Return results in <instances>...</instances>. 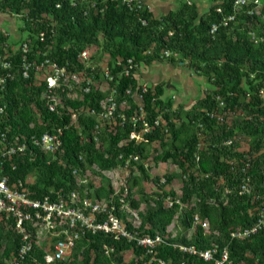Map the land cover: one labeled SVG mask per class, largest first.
Segmentation results:
<instances>
[{
    "label": "trees",
    "instance_id": "obj_1",
    "mask_svg": "<svg viewBox=\"0 0 264 264\" xmlns=\"http://www.w3.org/2000/svg\"><path fill=\"white\" fill-rule=\"evenodd\" d=\"M208 1L204 13L187 2L157 18L147 6L130 10L122 0H0V18L17 15L23 36L13 43L0 29V57L11 64L8 70L0 68V77L7 76L0 89V148L27 144L25 152L3 162L1 175L10 186L21 181L33 200L73 192L82 200H105L117 208L126 188L125 203L137 212L139 226L134 229L124 211L115 214L137 236L162 238L147 254L126 239L86 234L74 243L67 262L52 264H214L176 245L216 248L219 253L226 248L231 264H264V230L246 239L231 237L253 225L264 198V0H245L240 7L236 0ZM213 24L222 25L211 35ZM24 44L28 63L48 59L78 74L82 87L89 78L90 92L81 91L80 85L69 92L64 85V91L49 94L44 76L31 71L28 79L22 78ZM83 50L91 54L86 62L80 59ZM128 60L133 69L125 75ZM153 63L182 64L210 88L187 104L164 100L159 85H143V92L136 74L140 66ZM111 95L118 109L113 120L105 121L97 115L99 104ZM51 96L58 102L54 112L46 107ZM135 113L143 116L137 123L131 120ZM144 123L150 131L140 142L131 140ZM57 131V153L31 144V136ZM129 156L139 159L125 169ZM147 161L154 166L169 163L176 170L151 178ZM117 170L127 173L125 187L104 176ZM87 174L105 181V189L88 182ZM174 181L180 182V194L172 188ZM144 184L152 186L150 194L144 193ZM243 185L247 193H241ZM175 220L181 231L172 235L168 229ZM27 232L31 251L20 264H45L47 253L36 229L28 227ZM189 232L188 238L184 233ZM21 240L14 220L2 216L0 264L16 256Z\"/></svg>",
    "mask_w": 264,
    "mask_h": 264
},
{
    "label": "built area",
    "instance_id": "obj_2",
    "mask_svg": "<svg viewBox=\"0 0 264 264\" xmlns=\"http://www.w3.org/2000/svg\"><path fill=\"white\" fill-rule=\"evenodd\" d=\"M122 2L130 10H141L144 8V5L139 1L122 0ZM245 3V0H236L235 5L240 7ZM17 17L18 16L16 15L14 19L12 18V20H17ZM232 19L233 18L231 17L227 20L231 21ZM221 25L222 24L211 25L209 33L214 35ZM2 32L4 36H7V33L4 31ZM27 51L28 49L26 44L22 45V78L28 79L31 71H34L37 75L44 76V81L49 94H53V92L57 90L64 91V85L67 87L69 92H73L77 85H80L79 89L84 93L90 92L91 81L89 78L86 80L85 86L82 87L81 78L78 74L67 73L64 69L59 68L57 64L50 62L48 59L39 63H28L25 56ZM90 56L91 54L89 50H83L80 53V59L84 62L88 61ZM0 68L3 70L11 68L8 57H0ZM132 69V61L128 60L127 68H125L126 71L124 74L128 75L129 71ZM109 75V72L105 71V77L112 80ZM6 79L7 76L0 77V89H3ZM142 91L145 92L144 86ZM114 93L115 92H112V94ZM126 94H129V91H126ZM135 99L140 101L141 96L137 95V97L135 96ZM57 103L58 102L54 96H51L49 97V101L46 103V107L50 112H54L56 110ZM220 104L222 105V102H220ZM99 105L101 111L97 113V115L105 121L113 120V117L117 113L118 109V104L114 100L113 96L111 95L101 100ZM123 106L124 103L121 104V107ZM1 111L2 110L0 109V113ZM139 112L140 114L143 113L141 107H139ZM88 114L90 116H94L96 113L94 111H89ZM142 117L143 116L135 113L131 120L133 123H137ZM119 118L123 121L125 120V116L123 114L119 115ZM72 120L73 123H76V115L73 114ZM219 121L223 122V119L219 118ZM149 131V127L146 123H144L141 133L131 134L129 138L136 142H140L142 135L148 133ZM60 136L61 131H57L55 133L46 132L39 137L31 136L30 141L34 147H40L45 153L55 154L61 146V141L59 139ZM26 149V143H13L8 144L7 146L4 145L0 148V218L2 216H4L5 219H9V217H11L14 220V227L17 234L22 235V245L18 249L16 256L4 258L1 264H20V262L24 260L31 251V245L28 244L30 237L27 232L28 227L36 229V237L38 238L40 244L43 245L47 253L44 257L45 264H52L56 261L67 262L71 257L74 243L81 236L86 234L95 235L97 233H102L104 235H111L115 239H126L129 242L136 243V245L145 250L147 254H152L157 246L162 243V238L159 235L154 237H139L135 232L132 233L128 230L125 223L115 214L117 209L121 212L124 211L128 217L127 221L133 223V228L136 229L139 226V223L137 222V212L132 210V208L125 203V197L127 195L126 188H124V194L119 200V207L116 208V205L113 204V199L111 200V203L109 202L113 205L109 206L105 200H82L76 193L73 192L67 197H62L59 193H56L55 196H47L40 200H33L28 197L21 181H18L17 184L10 186L9 178L1 175V172L3 171V162L7 158L16 154H22ZM138 159V156L127 157L124 168H128L131 161L136 162ZM123 172L125 174V178H127V173L125 171ZM163 182L164 180H162V183ZM121 186L125 187V183ZM247 192L248 189L246 185H243L241 187V193ZM177 203L179 204L178 201ZM172 204L173 203L169 200L167 201L168 207H171ZM256 217L255 222L250 228L232 233L231 237L233 239H246L264 230V198L260 199V206ZM194 221L196 224H200L198 218H195ZM201 225L207 230V223H202ZM174 247H178L181 252L188 255L198 256L205 262H213L214 264H231L228 259V250L226 248L219 253L216 248L203 251L192 246L176 245ZM109 253L110 250L106 249L105 254L109 255ZM158 264L165 263L163 261H159Z\"/></svg>",
    "mask_w": 264,
    "mask_h": 264
},
{
    "label": "crops",
    "instance_id": "obj_3",
    "mask_svg": "<svg viewBox=\"0 0 264 264\" xmlns=\"http://www.w3.org/2000/svg\"><path fill=\"white\" fill-rule=\"evenodd\" d=\"M142 2L143 5L149 8L154 17H162L171 11H176L179 8V0H135ZM200 13L207 11L210 2L207 0H199L195 3ZM0 23L9 31L11 38L18 39V25L15 20L6 16L0 18ZM19 40V39H18ZM201 77L193 74L186 68L179 65L153 63L150 66H140L136 79L141 86H162L164 90L163 99H175L179 104L190 103L198 97L195 91V82ZM205 80V79H204ZM181 89V90H180ZM205 90H203L204 92ZM189 100V101H188ZM173 235V234H172ZM191 235V234H190ZM190 237V236H189Z\"/></svg>",
    "mask_w": 264,
    "mask_h": 264
},
{
    "label": "rangeland",
    "instance_id": "obj_4",
    "mask_svg": "<svg viewBox=\"0 0 264 264\" xmlns=\"http://www.w3.org/2000/svg\"><path fill=\"white\" fill-rule=\"evenodd\" d=\"M199 0H179V5L180 4H183V3H187V2H191V3H196L198 2ZM207 1V0H206ZM204 10H207V9H204ZM205 11H203L202 13H204ZM1 21V20H0ZM17 23V25H19V22L18 21H15ZM3 24L0 23V29L2 31H4L5 33H7L8 35L10 34L9 31L2 26ZM19 37L18 38L19 40L23 39V36L21 35V33L18 31L17 32ZM11 37V36H10ZM18 39H14V38H11V42H18ZM104 61L105 60V57H104ZM104 61H102L103 63H105ZM195 88L197 89L196 94L197 93L199 94L197 98H201L203 96V90H207L209 87V85L207 84V82L204 80V78H200V79H197L196 82H195ZM181 90V89H180ZM189 101V100H188ZM147 166L150 168L149 169V175L150 177H155V176H158V175H163L164 173H171L173 171L176 170L175 167H173L171 164H162V165H159V166H154L152 163H150L149 161H147ZM95 171H98L97 168L94 169ZM104 176L109 180V182L112 184V185H117L118 187L120 185H124L125 181H126V178H125V174L123 171H116V172H113V173H110V172H107L104 174ZM87 179L88 182H92L96 187L100 188V186L102 185L103 188L105 189V181H101V179L99 177H95V176H92L91 174H87ZM172 188L178 193L180 194L179 192V188H180V182L179 181H174L172 183ZM152 191V186L150 184H144V193L146 194H150V192ZM169 231L171 234L175 235L176 233L180 232V226L178 224V222L175 220L174 223L170 226L169 228ZM191 234V232L189 233H184L185 236L189 237Z\"/></svg>",
    "mask_w": 264,
    "mask_h": 264
},
{
    "label": "clouds",
    "instance_id": "obj_5",
    "mask_svg": "<svg viewBox=\"0 0 264 264\" xmlns=\"http://www.w3.org/2000/svg\"><path fill=\"white\" fill-rule=\"evenodd\" d=\"M15 21H17V20H15Z\"/></svg>",
    "mask_w": 264,
    "mask_h": 264
}]
</instances>
